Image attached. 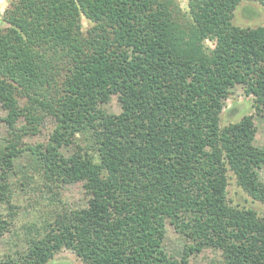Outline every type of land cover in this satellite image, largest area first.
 I'll use <instances>...</instances> for the list:
<instances>
[{"label": "trees", "instance_id": "obj_1", "mask_svg": "<svg viewBox=\"0 0 264 264\" xmlns=\"http://www.w3.org/2000/svg\"><path fill=\"white\" fill-rule=\"evenodd\" d=\"M241 1L187 0L185 10L177 0L8 3L0 240L19 214L17 165L54 189L60 211L31 222L23 247L0 253V264H46L62 249L84 264H192L206 248L219 251L206 264H264V218L227 196L230 173L264 203V148L254 143L252 114L220 125L236 86L264 112V23L233 24ZM113 96L117 112L104 107ZM47 119L46 141L24 142ZM85 132L94 155L76 144ZM75 183L85 202L72 207L59 196ZM167 222L185 238L180 257L163 247Z\"/></svg>", "mask_w": 264, "mask_h": 264}, {"label": "rangeland", "instance_id": "obj_2", "mask_svg": "<svg viewBox=\"0 0 264 264\" xmlns=\"http://www.w3.org/2000/svg\"><path fill=\"white\" fill-rule=\"evenodd\" d=\"M11 0H0V18L3 10ZM179 6L187 9V0H177ZM250 7V9H248ZM248 9V10H247ZM256 12L252 14V12ZM233 24L240 27H253L264 23V7L256 0L241 1L234 11ZM83 26L86 28L89 23L83 18ZM211 46V42H208ZM253 97L245 95L240 86H236L225 101V105L220 112V125L224 126L230 122L240 119L245 114H252L257 127L254 143L264 148V112L258 114L252 106ZM109 111H119V106L116 98L113 96L111 100L104 105ZM3 111L0 110V116ZM53 127V120L47 119L41 126V132L36 135H25L24 142L34 144L37 142H45ZM7 125L0 120V147L3 143V138L6 135ZM77 142L82 147V151H86L91 155L95 154L94 142L88 132L80 133L76 136ZM27 158L23 157L21 163H27ZM24 167L15 166L11 173L10 182L11 188L14 190L13 200L19 207V214L15 216L13 231L5 233L0 240V253L12 252L20 250L23 247L26 233L30 228V223L39 220L48 214L49 211H60L57 207L52 194L56 195L52 189L49 190L39 184V178L34 174L31 177L28 173L27 178ZM228 199L232 205L250 207L254 209L258 215L264 218V203L254 200L246 192H244L235 182V179L229 173ZM36 177V181L35 180ZM260 178L264 181V165L260 169ZM61 198L68 206L76 207L85 202V197L79 183L70 184L61 191ZM23 235V236H21ZM185 238L178 233L172 224L169 222L165 226V236L163 239V247L169 253L176 257H180ZM219 258V251L211 248H206L197 254L190 257L192 264H206L207 262ZM46 264H84L81 259L76 256L71 250L62 249L55 253L54 256Z\"/></svg>", "mask_w": 264, "mask_h": 264}]
</instances>
